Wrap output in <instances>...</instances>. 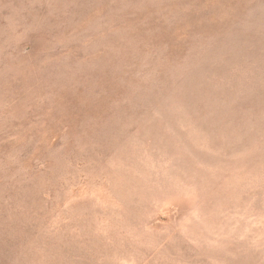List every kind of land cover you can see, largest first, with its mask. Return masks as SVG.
<instances>
[{"label": "rangeland", "instance_id": "1", "mask_svg": "<svg viewBox=\"0 0 264 264\" xmlns=\"http://www.w3.org/2000/svg\"><path fill=\"white\" fill-rule=\"evenodd\" d=\"M0 264H264V0H0Z\"/></svg>", "mask_w": 264, "mask_h": 264}]
</instances>
